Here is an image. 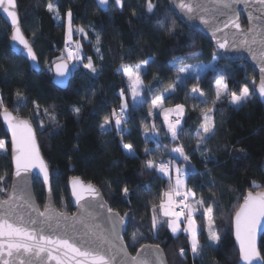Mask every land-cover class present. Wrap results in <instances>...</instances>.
I'll use <instances>...</instances> for the list:
<instances>
[{
  "label": "trees",
  "instance_id": "trees-1",
  "mask_svg": "<svg viewBox=\"0 0 264 264\" xmlns=\"http://www.w3.org/2000/svg\"><path fill=\"white\" fill-rule=\"evenodd\" d=\"M49 3L58 9L59 19L48 10ZM152 3L155 8L148 11L147 0H124L121 12L112 4L103 12L93 0H17L22 30L32 43L41 70H32L25 58L13 54L8 44L10 29L0 17V98L7 109L31 120L51 171V189L59 210L72 212L67 181L79 176L101 190L112 210L121 215L130 211L123 238L131 253L151 243L163 249L168 264H238L232 236L233 214L247 192L264 190V103L254 95L238 107L230 104L228 96L213 104L214 83L223 77L228 92L238 94L249 81L257 82V75L246 62H224L216 58L204 79L188 76L177 83L180 74L174 66L192 63L188 61L189 53L195 49L199 50L196 61L208 60L200 48L205 45L212 52V45L202 33L186 28L166 0H152ZM69 10L71 25L85 29L86 35L72 36L79 41L84 58L76 67L69 63L71 75L65 87L60 88L53 83L49 69L58 61H67L64 49ZM240 16L246 25L244 16ZM173 21L175 28L169 32L167 29ZM89 57L97 68L95 73L83 66ZM143 60L151 62L141 74L145 85L142 103L134 106L120 66H134ZM174 83L177 84L174 90L164 93L163 107L178 104L185 107L182 131L176 140L156 118L152 122L149 115L153 98ZM193 88L204 96L193 94ZM17 92L22 94V101H18ZM122 103L128 107L121 125L124 131L118 132L112 113ZM73 106L80 108L78 114L73 112ZM209 108L213 109L215 134L197 151L196 131L203 122L202 113ZM50 114L55 115V120ZM105 117L110 120L108 131L100 128ZM0 139H7V152L0 154V176H5L0 181L3 189L0 195L5 198L12 167L8 136L1 122ZM125 144L133 146L135 156L128 154ZM180 146L189 161L173 155V150ZM146 148L152 151L146 153ZM171 157L179 166L194 170V174L186 176L185 183L195 192V199L203 198L204 207L209 203L214 207V230L220 234L221 241L209 246L207 223L200 208L194 216L202 246L198 255L192 253L187 234L174 235L158 212L161 224L156 230L152 228L153 205L158 209L159 198L172 180L155 169H148L146 163L166 162ZM253 181L260 188L254 187ZM125 187L127 196L123 192ZM33 188L42 207L45 194L38 179L34 180ZM133 233H136L135 241ZM259 251L264 261V233Z\"/></svg>",
  "mask_w": 264,
  "mask_h": 264
},
{
  "label": "snow or ice",
  "instance_id": "snow-or-ice-1",
  "mask_svg": "<svg viewBox=\"0 0 264 264\" xmlns=\"http://www.w3.org/2000/svg\"><path fill=\"white\" fill-rule=\"evenodd\" d=\"M257 2L261 6L258 11L264 12V0H257ZM108 3L109 0H98V5L101 7H106ZM174 3L189 21L198 19L208 27L213 39L216 40L218 48L245 49L257 61L261 73L259 84L253 81L254 89L250 90L246 84L240 89L239 94L232 92L230 94V103L234 106H242L257 92L261 98H264V28L252 24L253 19H260V17L254 18L249 13L251 26L245 32L241 27L239 13L235 8V5L241 3L248 7L249 0H211L212 7L206 6L201 0H174ZM115 4L122 6V0H115ZM47 8L50 12H54L56 18L59 19L58 9H56L54 4L49 3ZM154 8L155 5L152 0H147L148 11H152ZM0 9L10 18L13 29L11 40L23 46L22 49L13 46V54L19 55L26 52L27 58L32 62L33 69L38 71L37 54L33 51L32 44L25 38L19 25L16 0H0ZM67 17L68 29L65 48L67 61L62 60V62L55 64V75L53 77V80L59 86L64 85L71 71L69 63L72 61L82 62L80 45L77 43L75 48L68 46L73 34L71 10L67 12ZM219 17H225V19L219 20ZM174 28L175 22L173 21L167 30L171 32ZM229 28L237 30L236 33H232L233 41L229 43L225 38L221 42L220 38L217 37V33ZM76 31L85 33L83 27L78 28ZM238 37L243 38L239 39ZM99 40V35H97V44ZM97 52H99V48H97ZM196 54V52L189 53V55ZM213 58L215 59V55ZM150 62V60H143L134 66L123 64L120 66L123 74L128 78V87L134 98V103L145 88L141 74L146 70ZM76 66L73 65V67ZM83 66L93 73L97 71L91 57L88 58V63ZM174 67L178 74H184L177 75V83L187 79V74L192 69L191 65ZM154 79L157 78L154 77ZM176 86V83L170 84L161 95L156 96L152 101V108H163L164 93H170ZM148 91H151V88H148ZM192 93H199L200 98L204 96V93L197 88H193ZM225 95H228V85L223 82V77H221L215 82L213 104ZM16 96L18 101L23 100L20 92H17ZM120 96L123 99V89L120 92ZM201 102L205 101L202 100ZM127 107L126 103H122L119 113L115 110L112 113L118 132L124 131L121 125L125 122V110ZM37 109H39L38 105ZM72 110L77 114L80 112V108L76 106H73ZM184 111V105L178 104L174 108L163 109L160 113L164 117V123L173 140H176L182 131L181 118L184 115ZM212 112L213 109L209 108L202 113L203 122L196 131V136L199 137L197 140V151L215 134V121ZM45 113L48 114L47 109H45ZM152 114L150 109L149 115ZM173 114L175 115L174 120L170 119ZM0 116L3 117L8 130L11 131L12 160L15 165L13 175L18 178L14 179L12 191L7 195V198L0 199V264H50L51 261H55V264H164L159 252V245H141V249L137 250L136 255H129L121 235V230L126 227V217L129 213L126 212L121 216L119 213H114L111 208H107L106 213L100 212L99 210L106 208V204L102 202L98 189L91 183L84 184L79 177L71 179L72 194L81 209L79 216L74 214L69 218L63 213H56L50 204L45 205V211H38L31 200V194L28 189V174L33 169H38L39 173L43 175L44 185L47 186L49 185L50 173L47 164L40 155L31 122L29 119H20L9 112L7 107L4 106L2 98H0ZM50 118L55 120V115L50 114ZM109 125L110 120L105 117L100 128L108 131ZM153 128H155V125H153ZM158 147L159 145L157 144ZM124 148L130 156H135L131 144H125ZM4 149L5 141L0 139V150ZM151 151V149H145L146 153ZM173 152L179 153V157L183 158L185 162L189 161V156L185 153L182 146L175 148ZM146 167L155 169L158 173L167 177L169 181L172 180V169L174 168L175 170V183L170 184L168 190L162 192L159 198L160 213L163 217H168L167 226L171 232L174 235L178 234L183 223L184 227L182 230L189 238L192 253L194 255L200 254L202 246L198 238L199 229L194 219V214L202 208V214L207 220L209 246L219 244L221 236L214 230L213 205L209 203L207 207H204V199L196 200L195 192L192 188L187 187L185 183L186 176L194 174V170L185 166H176L174 159L166 162L161 161L160 163L149 160L146 163ZM4 179L5 176H0V181ZM252 183L254 187L260 188V185L255 181ZM0 191H3V189L0 188ZM123 192L127 196L128 188L125 187ZM49 193H51V188H49ZM85 196L91 199H85ZM190 199L194 203H189ZM23 207H27L35 215H29L26 218L23 212L20 211ZM152 211V228L156 230L161 224L160 219L157 217V205H153ZM99 215H104L108 227L92 223ZM181 217H184V220H181ZM261 217H264V190L255 193L247 192L243 197V203L239 205L234 215L235 236L239 242L240 259L245 261L246 264H254L260 255L256 249V227ZM69 219L73 221L71 224L67 223ZM132 238L135 241L136 233L132 234ZM180 255H184L183 248L180 249Z\"/></svg>",
  "mask_w": 264,
  "mask_h": 264
},
{
  "label": "water",
  "instance_id": "water-1",
  "mask_svg": "<svg viewBox=\"0 0 264 264\" xmlns=\"http://www.w3.org/2000/svg\"><path fill=\"white\" fill-rule=\"evenodd\" d=\"M93 1L95 2L96 6L101 11H103V12L108 11L111 4L118 11L121 12L123 10V2H124V0H122V6L116 5L115 4V0H109V3L107 4L106 7H101L100 5H98V0H93ZM166 1H167L168 6H169V9L177 16L178 20L186 28H188L190 30H194V31L200 32V33H202L207 38V40L212 45V52H213V54L216 56V58L219 61H224V62H246L251 67V69L253 70V72L257 75V82H256V84H259V82H260V76H261L260 67H259L257 61L252 58L251 54L247 50H245V49H234V48H225V49L218 48L217 47V44H216V40L213 39V36H212L211 31L208 29V27L206 25L202 24L200 22V20H198V19L197 20L189 21L184 16V14L181 12V10L178 7H176V5L174 3V0H166ZM201 2L203 4H205L206 6H208V7H212L211 0H201ZM260 7L261 6L257 2V0H249V6L248 7H245V5L242 4V3L235 5V8H236L237 12L239 13V22L241 24L242 29L245 32H247V29L251 26L250 25V22H249V13H251V15L254 18L255 17H260V19H253L252 20V24L256 25L257 27L264 28V12L258 11V9H260ZM16 11H17V14H18V20H19V25H20L21 31L24 34L25 38L27 40H29L28 37L23 32L22 27H21V21H20V16H19V12H18L17 0H16ZM241 14L245 18L246 25H243L242 22H241V16H240ZM0 17L3 19V21L7 24V26L10 29V35H9V39H8V44H9V48L11 49V51H12L13 46L22 49L23 48L22 45H19L18 43H16V42H14V41L11 40L10 37L12 35L13 29H12V25H11V22H10V18L7 17V14L4 13L2 9H0ZM218 19L219 20H223V19H225V17H219ZM236 32H237V30L235 28L224 29V31L217 33V37L220 38L221 42H223L224 39L226 38L229 41V43H231L233 41V39H234L233 36H232V33H236ZM226 33H227V36H226ZM238 38L239 39H242L243 37H238ZM29 42H30V40H29ZM33 51L35 52L34 48H33ZM19 56L25 58L26 61L28 62L29 67L32 70H34L33 67H32V62L27 58L26 52H24L22 54H19ZM37 60H38V57H37ZM63 61H65V60H63ZM59 62H62V60L61 61H58L56 63H59ZM38 63H39V70L38 71L34 70L36 72H39L41 70V64H40L39 60H38ZM55 64H53V66L51 68V70H52V77H54V75H55ZM69 67H70V65H69ZM70 75H71V71L69 72V74H68V76L66 78V82L62 86L57 85L55 83V81L53 80V78H52V81H53V83L56 86H58L60 88H63L67 84ZM255 95L259 98V100L262 103H264V98H261L259 96L258 92ZM8 111L11 112L14 116H17L14 112L10 111L9 109H8ZM17 117H19L20 119H29V118H24V117H20V116H17ZM0 122H1V124L3 126L4 131L6 132V134L8 136L9 156H10L11 167H12L10 187H9V190H8V193H7V195H8L12 191V185H13L14 179H18V178H15L14 175H13L14 174V171H15V165H14L13 160H12L11 131L8 130L7 124L4 122L2 116H0ZM30 122H31V120H30ZM31 125H32V122H31ZM32 129H33L34 135L36 137V143H37V146L39 148L40 155L43 158V160L45 161V163L47 164L48 170H49V173H50V175H49V185H47V186L44 185V183H43V175L41 173H39V170L38 169H33L28 174V180H29L28 189H29L30 194H31V200H32V202L35 204L36 208L40 212L45 211V205L46 204H50V206L55 210L56 213H63L64 215L68 216L69 218H71L74 214L76 216H79L81 214V209H80V205H78L77 202H76L75 196H73V194H72V184H71V179L73 177H79V176H73V177H71L67 181V188H68L69 195H70V203H71V207H72V212H65V211L59 210L56 207V205H55L54 198H53V193H52V189H51V193H49V188H51V171H50L49 165H48L47 161L45 160V158L43 156V153L41 151V148H40V145H39V142H38V138H37V135H36V131H35L33 125H32ZM79 178H80L81 181H83L81 179V177H79ZM35 179H38L41 182L42 186H43V190H44V194H45V201H44V205L42 207H40L38 205V203L36 201L35 194H34L33 182H34ZM83 183L84 184H88V183H91V182H85V181H83ZM91 184H93V183H91ZM94 186L98 189V191L100 193V198H102V202H104L106 204V208L103 209V210H99V211L102 212V213H106L107 208H110V207H109L108 203L106 202V200H105V198H104L101 190L96 185H94ZM253 193H255V192H253ZM7 195H6L5 198H2L1 195H0V199H6L7 198ZM85 199H91V198L85 196ZM241 203H243V201ZM20 211L23 212V214L25 215L26 218L29 215H32V216L35 215V213L34 212H31L27 207L21 208ZM113 212L114 213H118L115 210H113ZM127 213H129V215L126 217V227L121 230V235L122 236L126 232V228H127L128 222L130 220V211H127ZM123 215H121V216H123ZM234 215H235V213L233 214V217H232V236H233L234 245H235V247H236V249L238 251V264H246L245 261H242L240 259L239 242L236 240V236H235ZM72 222L73 221L71 219H69L67 221L68 224H71ZM62 223H64V222L62 221ZM92 223L99 224L102 227H108V225L105 222L104 215L97 216L96 219L94 221H92ZM53 224H54V221H53ZM80 227H82V226H80ZM263 233H264V217H261L260 220H259V223L257 224V227H256V249L259 252V254H260V251H259V243H260V239H261ZM124 243L126 245L125 240H124ZM143 245H146V246H155L156 244L145 243ZM126 248H127V245H126ZM138 249H141V246L139 248H137V250ZM137 250L135 251V253H131L128 250V248H127V252L129 253L130 256L136 255L137 254ZM159 252H160V254L162 256V259H163L164 264H168L167 259H166V256H165V253H164L163 249L160 246H159ZM50 264H55V261H51ZM254 264H264V261L262 259L261 254L259 255V258L254 262Z\"/></svg>",
  "mask_w": 264,
  "mask_h": 264
},
{
  "label": "rangeland",
  "instance_id": "rangeland-1",
  "mask_svg": "<svg viewBox=\"0 0 264 264\" xmlns=\"http://www.w3.org/2000/svg\"><path fill=\"white\" fill-rule=\"evenodd\" d=\"M66 32H67V29H68V17H67V21H66ZM72 26V25H71ZM72 29H73V34H72V36H74V35H77V36H79V32L78 31H76L78 28H76V27H73L72 26ZM73 38H71V42H70V45L73 47V48H75V46H76V44L77 43H79V41L78 40H76V39H73ZM200 50H203L204 51V56H207L205 59H208V60H197L196 61V59H198V57H199V55H198V49H195L194 51H192V52H196L197 54L196 55H191V58L188 60L189 62H192V63H182V64H180V65H178V66H188V65H191L192 66V69H190L189 70V73L187 74L188 76H195V77H198V78H201V79H204L206 76H207V74L209 73V71H210V69L213 67V63H214V61H215V59H216V56H215V59L213 58L214 57V54L212 53V52H210V49H209V47H207V46H201V48H200ZM64 52H65V54H66V56H67V53H66V51H65V49H64ZM81 54V53H80ZM81 59H83L82 57H81ZM186 62V61H185ZM72 63V65H78L79 64V62H76V61H72L71 62ZM180 75H184V74H180ZM126 77V76H125ZM126 79H127V84H128V78L126 77ZM253 80H251V81H249V84H247L248 86H249V88H250V90H252V89H254V87H255V85L253 86ZM129 88V87H128ZM214 88H215V83H214ZM144 90V89H143ZM143 90H142V92H141V95H140V97H137L136 98V102L134 103V98H133V96H132V94H131V91H130V89H129V93H130V97H131V101H132V103H133V105L134 106H139L141 103H142V100H143ZM163 92H161L160 94H158V95H161ZM230 92H228V95H225V96H228L229 97V102H230ZM239 94V93H238ZM158 95H156V96H158ZM195 95H199V93H196ZM155 96V97H156ZM154 97V98H155ZM153 98V99H154ZM153 101V100H152ZM231 104V103H230ZM175 106H170V107H163V108H152L151 110H152V115H150L151 116V120H152V122H153V119L154 118H156V120H158V123L161 125V126H163L166 130H167V126H166V124L164 123V117H163V115H160V113L162 112V110L163 109H166V108H174ZM235 107H238V106H235ZM185 108V107H184ZM170 119H175V115L173 114V115H171L170 116ZM153 124V123H152ZM154 125V124H153ZM156 127V126H155ZM157 130V129H156ZM168 131V130H167ZM156 133V135L158 134L157 132H158V130L157 131H155ZM4 141H5V149L4 150H0V154H4V153H6L7 152V146H6V143H7V139H3ZM173 155L174 156H179V153H174L173 152ZM173 159V157H171V159H169V158H167V161L168 160H172ZM176 164V163H175ZM176 166H179L178 164H176ZM171 174H172V184H174L175 183V170H174V168L172 169V172H171ZM189 203H194V201H191V200H189L188 201ZM159 206V205H158ZM177 210H179V209H177ZM157 212H158V214H159V216H161V217H163L162 215H161V213H160V210H159V207H158V209H157ZM199 212V210L195 213V214H197ZM195 214H194V216H195ZM164 219H166V222H167V220H168V217H163ZM181 220H184V217H181ZM205 220H206V218H205ZM206 223H207V220H206ZM183 227H184V225H183V223L181 224V231L180 232H183ZM169 229V228H168ZM170 230V229H169ZM171 231V230H170ZM188 240H189V238H188ZM189 245H190V242H189ZM190 248H191V246H190Z\"/></svg>",
  "mask_w": 264,
  "mask_h": 264
},
{
  "label": "built area",
  "instance_id": "built-area-1",
  "mask_svg": "<svg viewBox=\"0 0 264 264\" xmlns=\"http://www.w3.org/2000/svg\"><path fill=\"white\" fill-rule=\"evenodd\" d=\"M68 46H69V47H72L70 44H69ZM65 48H66V46H65ZM72 48H73V47H72ZM80 55H81L82 58H84V55H83L82 53H81ZM119 111H120V108H118V109L116 110L117 113H119Z\"/></svg>",
  "mask_w": 264,
  "mask_h": 264
},
{
  "label": "crops",
  "instance_id": "crops-1",
  "mask_svg": "<svg viewBox=\"0 0 264 264\" xmlns=\"http://www.w3.org/2000/svg\"><path fill=\"white\" fill-rule=\"evenodd\" d=\"M168 132V131H167ZM159 207V206H158Z\"/></svg>",
  "mask_w": 264,
  "mask_h": 264
}]
</instances>
